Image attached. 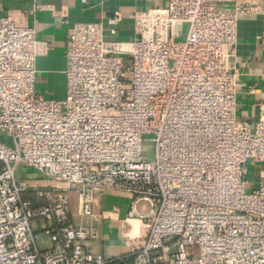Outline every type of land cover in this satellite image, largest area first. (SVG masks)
I'll return each mask as SVG.
<instances>
[{"label": "built area", "instance_id": "1", "mask_svg": "<svg viewBox=\"0 0 264 264\" xmlns=\"http://www.w3.org/2000/svg\"><path fill=\"white\" fill-rule=\"evenodd\" d=\"M254 10L167 0L134 15L130 41L74 25L60 100L35 89L46 42L0 16V264H264V180L246 188L248 164L264 163V104L252 127L236 119L237 73L222 60ZM19 166L40 177L16 179ZM102 190L131 196L127 219L142 225L112 258L87 245L100 240ZM69 193L95 226L72 225Z\"/></svg>", "mask_w": 264, "mask_h": 264}, {"label": "crops", "instance_id": "2", "mask_svg": "<svg viewBox=\"0 0 264 264\" xmlns=\"http://www.w3.org/2000/svg\"><path fill=\"white\" fill-rule=\"evenodd\" d=\"M239 1L255 10L238 17L235 42L224 49L222 60L237 73L236 119L252 127L258 117V107L264 104V0ZM166 5L167 0H0V16L11 15L22 25L33 28L38 40L46 42V55L35 61V89L40 96L60 100L65 95V43L71 27L100 24L105 40L130 41L134 38V15ZM224 8L231 9V5ZM38 175L34 172L26 179L33 181ZM246 179L248 191L257 189L264 180V163L250 162ZM71 196L75 197V203L70 204L72 225L95 226L90 219L78 215L76 195L69 193ZM131 201V196L121 192L96 193L92 209L100 217L96 227L101 234L99 241L87 244L92 253L112 258L127 252L130 243L125 237L132 231L133 222H139L135 218L127 219ZM141 226L139 222V236ZM118 239L120 243L113 242Z\"/></svg>", "mask_w": 264, "mask_h": 264}, {"label": "rangeland", "instance_id": "3", "mask_svg": "<svg viewBox=\"0 0 264 264\" xmlns=\"http://www.w3.org/2000/svg\"><path fill=\"white\" fill-rule=\"evenodd\" d=\"M0 137L2 138L1 141L6 143L7 139L5 137H3L1 134H0ZM151 154H152V147H151V144L150 143H144L143 146H142V151H141V158L143 161H148L151 159ZM34 172L28 170V169H25L24 167L22 166H19L15 172V177L16 179H19V180H24L26 178H29V176H31ZM38 177H40L38 175ZM75 203V197L71 196L70 198V204L73 205ZM137 210L139 212H146L147 211V205L145 203H140V205L137 207ZM138 223L139 222H133V229L131 232H129V234L133 235V237H135L137 234H138ZM136 228V229H135ZM134 233V234H133ZM38 240H39V243L40 245H44V247L47 246L46 244V237L41 233V232H38ZM119 241V242H118ZM115 243H120L121 241L118 239L117 241H113Z\"/></svg>", "mask_w": 264, "mask_h": 264}, {"label": "bare ground", "instance_id": "4", "mask_svg": "<svg viewBox=\"0 0 264 264\" xmlns=\"http://www.w3.org/2000/svg\"><path fill=\"white\" fill-rule=\"evenodd\" d=\"M136 229V228H135ZM133 231H134V229H133ZM134 234V233H133ZM130 235V234H129ZM131 237H133V235H132V233H131V235H130Z\"/></svg>", "mask_w": 264, "mask_h": 264}]
</instances>
